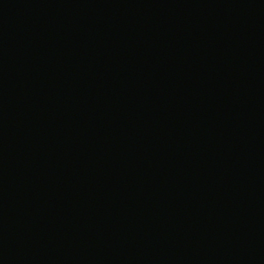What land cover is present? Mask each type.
<instances>
[{"label":"water","instance_id":"water-1","mask_svg":"<svg viewBox=\"0 0 264 264\" xmlns=\"http://www.w3.org/2000/svg\"><path fill=\"white\" fill-rule=\"evenodd\" d=\"M0 264H264V0H0Z\"/></svg>","mask_w":264,"mask_h":264}]
</instances>
